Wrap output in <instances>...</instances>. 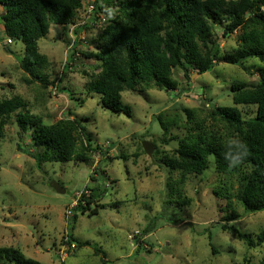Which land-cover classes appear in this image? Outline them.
Listing matches in <instances>:
<instances>
[{"label":"clouds","instance_id":"clouds-1","mask_svg":"<svg viewBox=\"0 0 264 264\" xmlns=\"http://www.w3.org/2000/svg\"><path fill=\"white\" fill-rule=\"evenodd\" d=\"M115 2L86 0V13L77 9L87 27L96 24L93 37L116 20ZM251 15L245 13V19ZM58 27L49 21V38H36L29 50L27 42L0 25V105L22 101L12 112L0 111V249H14L23 262L40 264H245L246 258L248 264H264V244L250 246L238 238L243 232L255 239L264 231V210L246 211L231 187L232 176L251 171L247 143L222 122L213 128L209 119L206 140L223 145L225 171H219L214 151L198 171L166 164L157 148L171 153L186 135L183 126L178 129L167 118L182 96L164 88L126 86L118 91L115 107H101L104 95L91 86L101 62L81 56H98L97 48L79 42L83 30L69 25L54 31ZM25 67L35 71V85L24 82L33 79ZM201 79L213 85L203 110L228 106L231 81L207 73ZM40 81L48 82L43 95L36 87ZM22 113L31 119L24 120ZM77 119L82 126L72 154L60 147L57 156L43 158L55 143L44 130ZM186 119L182 114L185 124ZM159 138L169 143L160 145ZM93 195L106 210L81 216L80 206ZM0 264L18 260L3 252Z\"/></svg>","mask_w":264,"mask_h":264},{"label":"trees","instance_id":"trees-1","mask_svg":"<svg viewBox=\"0 0 264 264\" xmlns=\"http://www.w3.org/2000/svg\"><path fill=\"white\" fill-rule=\"evenodd\" d=\"M85 2L0 0L4 11L0 21L7 33L27 42L31 50L32 41L38 37H47L49 21H54L62 28L84 21L85 16L77 12V9L86 13ZM104 2L113 5L114 0ZM114 6L120 10L116 20L98 29L99 33L87 40L97 48L99 55L83 53L101 62L96 68L99 75L92 76L91 85L104 95L101 107H115L120 100L118 91L126 86L134 88L139 85L144 91L150 87L177 91L179 82L174 75L175 71L182 72L183 77L190 80V75H203L220 62L241 66L245 70L248 69L245 66L247 62L255 60L259 63L255 66L258 81L254 86L236 82L231 87L234 104L256 106L254 118L245 119L237 108L231 107H217L215 111L206 112L207 117L199 118L195 109L185 108L180 113L187 118L186 124L180 125L177 116L171 118L167 114L169 122L177 128L183 126L187 134L172 154L162 158L175 169L198 171L206 167L207 153L214 151L220 158L219 171L223 173L226 167V161L222 159L224 147L214 139L206 140L208 132L204 124L209 119L213 128L218 122L226 124L230 134L238 133L250 151L247 163L251 165V171L243 170L235 198L246 211L264 210V12L260 11L264 0H116ZM96 11H100L98 2ZM247 12L252 15L246 20ZM214 26L222 29L223 38L241 30L237 47L231 51L224 50L220 46L217 32L213 30ZM84 29L91 31L94 28L93 25L76 28L77 32ZM24 71L36 80L34 70L25 67ZM40 82L44 87L48 86L47 81ZM21 103L17 98L0 105V111L12 112ZM21 116L24 120L31 119L27 113ZM81 126L77 119L72 124L60 123L52 129H45V134L55 143L44 150L43 158L47 159L49 154L57 156L60 147L72 154L78 139L76 130ZM195 132H199V135H194ZM206 143L209 147H202ZM87 151L84 150L85 157ZM226 192L230 200L231 194L227 189ZM95 200L96 196L93 195L80 206L79 211L82 214L90 211V216L96 215L97 209L90 210ZM225 229L228 230L226 225ZM238 238L250 246L264 244V231L255 239L252 235L241 233ZM3 252L15 256L18 264H40L35 260L23 262L14 249H0V253Z\"/></svg>","mask_w":264,"mask_h":264},{"label":"rangeland","instance_id":"rangeland-1","mask_svg":"<svg viewBox=\"0 0 264 264\" xmlns=\"http://www.w3.org/2000/svg\"><path fill=\"white\" fill-rule=\"evenodd\" d=\"M3 12H4L3 9H0V16L3 14ZM78 24L79 25H77L75 27V29L80 27V26L86 25L85 20L82 22H79ZM0 25H1V21H0ZM67 28L58 27L57 29H54V31L55 30L64 31ZM94 29H96V28H94ZM94 29H92L91 31H88L87 29H85V31L83 30L84 37L79 42L80 43H86V44L90 45L87 42V40L88 39L90 40V38L93 37L92 32ZM98 33H99V31H98ZM217 35H218V40H219L220 46L224 50L231 51L233 49V47L231 46L232 43L234 42L237 45V42L240 41L241 30L235 31L228 38H223L222 31L217 32ZM45 38L48 39L49 34ZM81 56L84 58H89V57L84 56L83 53H81ZM258 65H259V63L257 61L251 60L245 64V66L248 67V69L245 70L241 66L229 65V64H225L223 62H220L219 64L215 65L211 71L207 72V74L210 75L213 79H219V80H223V81H229L230 80L232 85L236 82H240V83H245L249 87H252L258 81V75L256 74V71H255V69H256L255 66L257 67ZM96 71H98V70H96ZM205 74L199 75V76L197 74H192V75H190L191 76L190 80H186L183 77L182 72L175 71V73H174L176 79L179 82V88L177 91H173V92H176L178 97L182 96V101H181V105L178 106V110L173 111V112L168 113V114H169V116H171V118H173L174 116H177L178 122L180 125L184 124V121L182 120V113H180V110L185 109V108L195 109L197 111V115L199 118L207 117V113L203 110V104H204L205 98L209 94V90L213 87V85H212L211 81L201 79V77H203ZM24 82L29 84V85H35L36 84L35 79H31V80L25 79ZM36 87H37V91L41 95H43V93L48 88V86L44 87L41 82ZM181 89H183L184 91L180 92L179 90H181ZM197 90H200L199 94H198ZM228 91L232 94L231 88ZM232 95L229 96L228 99L226 100V104L228 106H223V107L237 108L242 113V116L245 119L254 118L256 115V110H257L256 106L236 105L233 102ZM228 101H230V103H228ZM62 117H63V113L58 112L57 113V119H61ZM183 117H185V116L183 115ZM184 131H185V129H184ZM186 134H187V132H186ZM184 137H183V139H184ZM183 139H181V140H183ZM156 142L160 145H165V144L169 143V141L164 140L163 138H159ZM172 153L173 152L169 153L166 150L162 151L161 148H159V147L157 148V154L162 155V157H164V155H170ZM243 174H244V171L241 170L238 172V174H235L234 176H232L230 178V181H232L231 187L235 188L236 191L238 188V181L240 179V176ZM221 182L223 183V180ZM225 192H226V190H225ZM231 207L234 208V206L232 204H231ZM90 208H91L90 210H92L93 208L97 209L98 213L96 215L90 216V211H88L84 214H82L80 212L81 216H87V217L91 218V217L99 216L101 214V212L106 210L104 205L96 204L95 202L91 205ZM241 234H244V233L241 232ZM213 252L215 253L216 249H213ZM35 261L39 262L38 260H35ZM245 264H248L247 258L245 259Z\"/></svg>","mask_w":264,"mask_h":264},{"label":"built area","instance_id":"built-area-1","mask_svg":"<svg viewBox=\"0 0 264 264\" xmlns=\"http://www.w3.org/2000/svg\"><path fill=\"white\" fill-rule=\"evenodd\" d=\"M85 10H86V8H85ZM95 19H97V20H98V19H99V17H98V16H96V17H95ZM77 25H79V24H76L75 26H72V27H73V28H75ZM93 28H96V24H93ZM84 31H85V29H84Z\"/></svg>","mask_w":264,"mask_h":264}]
</instances>
